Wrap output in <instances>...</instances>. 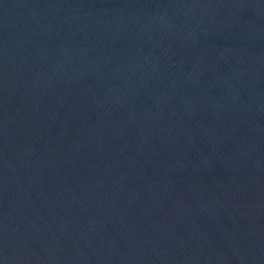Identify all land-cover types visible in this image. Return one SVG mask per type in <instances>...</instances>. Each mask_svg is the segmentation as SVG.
Returning <instances> with one entry per match:
<instances>
[{
    "label": "water",
    "instance_id": "obj_1",
    "mask_svg": "<svg viewBox=\"0 0 264 264\" xmlns=\"http://www.w3.org/2000/svg\"><path fill=\"white\" fill-rule=\"evenodd\" d=\"M0 264H264V0H0Z\"/></svg>",
    "mask_w": 264,
    "mask_h": 264
}]
</instances>
